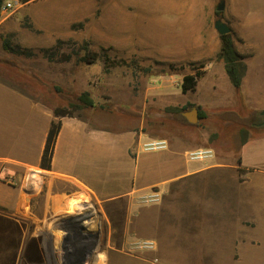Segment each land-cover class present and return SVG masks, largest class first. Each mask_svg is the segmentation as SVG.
Instances as JSON below:
<instances>
[{
  "label": "crops",
  "instance_id": "obj_1",
  "mask_svg": "<svg viewBox=\"0 0 264 264\" xmlns=\"http://www.w3.org/2000/svg\"><path fill=\"white\" fill-rule=\"evenodd\" d=\"M29 2H21L26 6L12 15L0 12V34L18 36L22 46L51 44V29L39 27V12ZM23 14L44 34L37 37L21 27ZM249 22L255 29L259 18ZM253 56H244L239 88L227 76L229 97L214 95L198 104L229 111L238 102L252 112L264 109V69L256 68ZM15 60L20 56L6 50L0 37V69ZM220 64L224 68L222 59ZM212 78L208 88L216 93ZM54 118L52 105L0 74V255L18 246L19 262L32 239L54 246L67 237L66 223L77 224V230L85 226L83 212H91L86 220L93 223V238L107 233L115 242L121 239L120 246L97 250L100 264H264V127L238 133L235 153L216 154L210 146L167 138L168 149L143 152L140 142L155 136L141 126L110 128L86 117L61 116L46 169L40 161ZM202 147L212 148L214 155L187 165L195 160H188L186 151ZM152 191L160 199L143 202ZM134 239L152 240L154 248L127 251L125 245Z\"/></svg>",
  "mask_w": 264,
  "mask_h": 264
},
{
  "label": "rangeland",
  "instance_id": "obj_2",
  "mask_svg": "<svg viewBox=\"0 0 264 264\" xmlns=\"http://www.w3.org/2000/svg\"><path fill=\"white\" fill-rule=\"evenodd\" d=\"M220 1L31 0L28 6L39 12L37 24L51 29L54 39L48 45L22 46L16 41L18 36L0 34L2 42L20 51L13 53L20 60L3 63L0 74L53 108L65 106L72 116L86 117L95 124L110 128L141 126L151 136L200 143L212 147L216 154L235 153L239 134L256 128L253 123L259 115L238 102L229 111L205 109L198 104L210 101L214 95L229 97L228 92L232 91L220 64L221 40L213 23L220 18L230 26L229 34L244 53L238 54L241 61L245 55H254L256 68L264 69V0H222L224 7L217 11ZM25 6L20 3L10 15ZM250 17L259 18V23L255 22V29L249 32ZM18 20L21 27L29 28L35 36L44 34L32 28L28 14ZM58 33L61 36L56 38ZM48 55L54 59L65 55L69 58L48 60ZM88 55L94 57L92 62L81 60ZM195 72L199 73V85L194 91L183 93V75ZM211 78L217 81L216 93L208 88ZM82 96L92 104H84ZM193 105L204 116L190 124L182 112ZM80 223L88 229L80 235L79 229H74L77 224L64 225L67 237L61 240L70 243L67 246L74 248L72 251L121 245V239L115 242L107 233L100 240L93 238L92 221L82 219ZM62 261L59 258L58 262L65 264ZM91 261L85 260L83 264H100L96 257Z\"/></svg>",
  "mask_w": 264,
  "mask_h": 264
},
{
  "label": "trees",
  "instance_id": "obj_3",
  "mask_svg": "<svg viewBox=\"0 0 264 264\" xmlns=\"http://www.w3.org/2000/svg\"><path fill=\"white\" fill-rule=\"evenodd\" d=\"M4 0H0V8ZM25 1V0H23ZM221 40V47L218 51V56L224 61V68L226 73L228 74L231 83L234 87L239 88L241 83V71L244 69V64L240 60L239 55L235 52L232 42V37L229 33L219 35ZM3 46L6 50L12 53H20V51L10 44H7L5 41L3 42ZM69 55H65L62 58L54 59L53 55H48V60H68ZM81 60H86L87 62H92L94 57L84 56ZM199 73H188L183 75L181 81V91L183 93L188 91H194L197 84V77ZM81 101L86 105H91V101L87 99L85 96L80 98ZM72 104V103H71ZM73 106V105H72ZM198 108V107H197ZM54 112V120L51 121L50 126L47 131L46 140L44 144V148L41 155L40 166L42 168L49 169L50 161L56 141V136L58 134L60 128V120L61 116H72V112L65 106L56 105L53 108ZM199 118L204 116V113L198 108ZM39 175H36L34 180V185H38Z\"/></svg>",
  "mask_w": 264,
  "mask_h": 264
},
{
  "label": "flooded vegetation",
  "instance_id": "obj_4",
  "mask_svg": "<svg viewBox=\"0 0 264 264\" xmlns=\"http://www.w3.org/2000/svg\"><path fill=\"white\" fill-rule=\"evenodd\" d=\"M90 201L92 202L94 208L95 204H93L92 200ZM83 214L82 215L84 216V219H87L91 216V212H83ZM78 229V235H80V232L84 234V232L88 230L87 226H81ZM39 241L42 244H39ZM44 242L45 243H43V239L30 240L29 244L22 249L21 261L19 262H15L18 256V246L6 247V251L3 253V255H0V264H60L58 262L59 258H61L63 261H66L65 264H68L69 261L77 264H83L84 261L88 259L92 260L91 262H93L95 260V257L99 254L97 250L105 249V246L99 245L88 247L84 246L85 248H78L72 251V249L74 248L63 245L61 239L59 240L57 245L54 246L46 244V240H44ZM110 246L111 245H109L108 247ZM76 254L77 256H75ZM91 254L93 255V257ZM105 258H107L106 254Z\"/></svg>",
  "mask_w": 264,
  "mask_h": 264
},
{
  "label": "built area",
  "instance_id": "obj_5",
  "mask_svg": "<svg viewBox=\"0 0 264 264\" xmlns=\"http://www.w3.org/2000/svg\"><path fill=\"white\" fill-rule=\"evenodd\" d=\"M20 3V0H4L0 12L7 13L20 5ZM139 148L143 152L163 151L168 149V141L159 137H147L140 142ZM213 155L214 151L210 147L192 149L185 153L188 160H202L210 158ZM159 199L160 195L156 191H152L148 195L142 197L143 202H157ZM152 248H154V242L149 239H134L125 245L127 251L149 250ZM154 260L156 262V259Z\"/></svg>",
  "mask_w": 264,
  "mask_h": 264
},
{
  "label": "water",
  "instance_id": "obj_6",
  "mask_svg": "<svg viewBox=\"0 0 264 264\" xmlns=\"http://www.w3.org/2000/svg\"><path fill=\"white\" fill-rule=\"evenodd\" d=\"M223 7H224V3L221 0L216 5V10L220 11L223 9ZM213 26L217 30L219 35L230 33L231 31L230 26L226 22L222 21L220 18L214 20ZM182 115L187 123L195 124L199 119L197 106L193 105L190 108L184 110L182 112ZM258 115H259L258 121L253 123V125L255 127H264V109L258 111Z\"/></svg>",
  "mask_w": 264,
  "mask_h": 264
},
{
  "label": "bare ground",
  "instance_id": "obj_7",
  "mask_svg": "<svg viewBox=\"0 0 264 264\" xmlns=\"http://www.w3.org/2000/svg\"><path fill=\"white\" fill-rule=\"evenodd\" d=\"M248 29V31L250 32V30L252 29V27H250V28H247Z\"/></svg>",
  "mask_w": 264,
  "mask_h": 264
}]
</instances>
